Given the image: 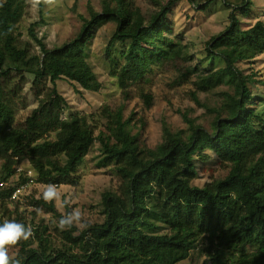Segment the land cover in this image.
Here are the masks:
<instances>
[{
  "label": "trees",
  "instance_id": "obj_1",
  "mask_svg": "<svg viewBox=\"0 0 264 264\" xmlns=\"http://www.w3.org/2000/svg\"><path fill=\"white\" fill-rule=\"evenodd\" d=\"M182 3L197 15L221 3L229 25L199 50L175 32L174 11ZM37 7L41 13L42 0ZM254 7V0H167L146 15L132 0H101L100 10L90 8L79 33L60 47L47 49L31 25L39 47L32 53L19 30L26 1L0 0V223L14 220L33 233L9 248L10 257L19 264H182L197 253L200 264H264V80L251 66L264 47V24L241 28ZM185 17L193 19L189 12ZM108 24L113 32L103 58L124 99L133 87L143 93L156 69L172 66L197 92L227 87L225 109L212 110L207 128L186 114L184 128L164 125L154 148L140 144L121 109L105 111L103 129L70 111L58 82L101 90L87 56ZM27 84L37 106L19 122L15 113L26 103ZM142 96L151 102L149 93ZM94 148L118 165L121 177V195L102 196V222L61 230L69 211L43 198L25 199L28 219L19 212L11 196L27 181L23 162L35 185L66 187L77 184L78 166ZM213 170L224 175L205 178Z\"/></svg>",
  "mask_w": 264,
  "mask_h": 264
},
{
  "label": "rangeland",
  "instance_id": "obj_2",
  "mask_svg": "<svg viewBox=\"0 0 264 264\" xmlns=\"http://www.w3.org/2000/svg\"><path fill=\"white\" fill-rule=\"evenodd\" d=\"M27 8L25 15L19 24V30L22 33L23 40L29 43V51L38 53L37 43L30 37L29 28L35 24L33 30L38 39H40L47 49L62 46L64 43L72 40L81 30V17L88 18L90 8L94 11L100 10L101 0H52L47 3L42 0L43 8L41 13L37 4L33 0H25ZM144 14L149 15L157 9L158 3L167 0H132ZM255 7L250 17H242V30H248L258 21L264 24V0H254ZM193 15V19L188 20L185 13ZM175 14V32L181 34L185 42L192 41L197 48L203 49L204 43L212 36L222 32L229 25V11L219 3L209 11L201 12L197 15L186 4L177 6ZM113 32V26L108 24L101 28L96 34L94 40L88 48L87 61L97 76L102 88L98 93L82 90L79 86L70 83L67 80L58 82V92L67 101L70 111L83 112L89 116V120L101 129L106 124L105 111L114 113L118 109L122 110L125 120H129L133 132L140 133V144L148 148H154L162 142V128L165 125L172 132L185 127L183 115L197 117L198 122L207 128L213 120L212 110L225 109L226 92H230L227 87L222 86L214 93H200L190 82L181 78L178 68L172 66L158 68L149 78V83L142 88L133 87L127 99L123 98V93L116 78L109 76L108 66L103 58V49L109 37ZM261 52L252 61V72L259 75V79L264 80V47ZM197 57L202 56L196 53ZM215 67L221 66V63L215 62ZM247 68L248 66H243ZM24 97L26 103L20 106L15 113L16 120L23 122L37 104L27 84L24 88ZM149 93L151 102L142 95ZM225 112V110H224ZM118 165L113 162H104L98 148L93 151L78 166L76 185L61 186L57 188V197L52 200L61 213L66 210L71 213L79 209L82 214L81 223L84 225L100 223L105 218L102 196L105 193L121 195L119 187L121 177L117 172ZM21 171L32 172L36 177L28 162L20 165ZM223 176V172L218 170L205 173L206 176ZM203 180H198L196 184H202ZM47 185L33 184L26 193L24 202L19 203L20 213L28 219L29 209L26 207V198H43ZM2 209V205L0 204ZM9 213L14 214V210L8 207ZM28 211V210H27ZM43 217V213H38ZM79 230L84 229L78 225ZM204 260L197 253L182 262V264H200Z\"/></svg>",
  "mask_w": 264,
  "mask_h": 264
},
{
  "label": "clouds",
  "instance_id": "obj_3",
  "mask_svg": "<svg viewBox=\"0 0 264 264\" xmlns=\"http://www.w3.org/2000/svg\"><path fill=\"white\" fill-rule=\"evenodd\" d=\"M39 2L40 0H33V4H38ZM46 2L51 3L52 0H46ZM43 196L46 201L55 199L57 197V186L47 185ZM81 218V211L75 209L62 217L58 226L61 230L71 228L74 224L83 228L86 225L81 223ZM32 234L30 226L26 227L24 224L14 220H5L0 223V264H19L18 260H14L9 256V248L15 246L21 240H28Z\"/></svg>",
  "mask_w": 264,
  "mask_h": 264
},
{
  "label": "built area",
  "instance_id": "obj_4",
  "mask_svg": "<svg viewBox=\"0 0 264 264\" xmlns=\"http://www.w3.org/2000/svg\"><path fill=\"white\" fill-rule=\"evenodd\" d=\"M26 173H27V181L13 192L11 196L12 201L23 203L26 193L30 190L31 186L34 184V179H35L34 174L32 175L31 174L32 172H26ZM3 185L4 184L1 183L0 188H3Z\"/></svg>",
  "mask_w": 264,
  "mask_h": 264
}]
</instances>
